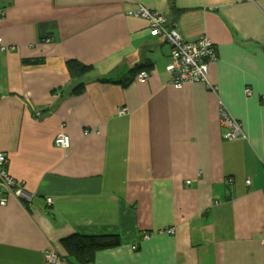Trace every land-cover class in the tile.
<instances>
[{
	"label": "crops",
	"instance_id": "0c3cea01",
	"mask_svg": "<svg viewBox=\"0 0 264 264\" xmlns=\"http://www.w3.org/2000/svg\"><path fill=\"white\" fill-rule=\"evenodd\" d=\"M139 4L213 42L214 90L172 86ZM0 37V152L30 196L0 204V264H48L73 234L118 237L91 264H264V0H0Z\"/></svg>",
	"mask_w": 264,
	"mask_h": 264
},
{
	"label": "built area",
	"instance_id": "2783aa9c",
	"mask_svg": "<svg viewBox=\"0 0 264 264\" xmlns=\"http://www.w3.org/2000/svg\"><path fill=\"white\" fill-rule=\"evenodd\" d=\"M129 12L134 16H140L147 20L150 33L152 35H163L170 45V54L166 70L169 75L170 83L175 88H180L185 82L203 81L209 86L208 70L209 64L216 58L213 42L206 36H199L194 41L184 39L173 27L166 26L165 16L158 10L151 9L147 6L139 4L137 7L130 9ZM10 45H6L0 37V49H11ZM148 73L145 70L138 72L137 80L145 82ZM214 90L215 87L211 86ZM245 93L249 95L251 90L245 89ZM264 100V96H262ZM221 104V103H220ZM124 113V108L119 110ZM220 116L222 124L227 128L226 137L235 139L243 135L240 122L231 115L224 104H221ZM90 131L85 130L87 134ZM54 144L63 148L70 145V137L66 133H58L54 137ZM7 158L3 152H0V204H4L7 191L13 192L19 199L29 200V193L24 188L22 182L16 181L6 171ZM189 182V181H187ZM250 183V179L246 180ZM168 231H173L172 229ZM148 237V235H145ZM45 260L48 264H56L61 261L60 256L53 250H46L44 253Z\"/></svg>",
	"mask_w": 264,
	"mask_h": 264
},
{
	"label": "trees",
	"instance_id": "16d2710c",
	"mask_svg": "<svg viewBox=\"0 0 264 264\" xmlns=\"http://www.w3.org/2000/svg\"><path fill=\"white\" fill-rule=\"evenodd\" d=\"M23 60L26 64H42L44 62L43 58L39 57L25 58ZM68 67L70 72L73 74L89 72L93 68L90 64H85L74 59L69 60ZM141 70L144 69H141V67H139L137 71L139 72ZM103 81H109V79L103 78ZM118 82L125 83V81ZM21 200L24 202L26 201L24 199ZM116 241H118V237L116 236H108L103 234H73L62 239V242L66 249V255L62 256L59 254V256L61 261L63 260V258L67 259L68 256L74 257L76 261L71 262L72 264H91V262L95 258L97 251L114 245Z\"/></svg>",
	"mask_w": 264,
	"mask_h": 264
}]
</instances>
